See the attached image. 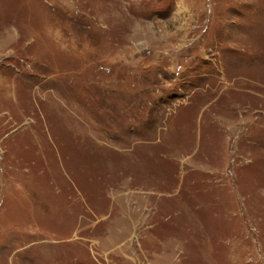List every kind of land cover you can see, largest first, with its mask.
<instances>
[{
	"label": "rangeland",
	"instance_id": "1",
	"mask_svg": "<svg viewBox=\"0 0 264 264\" xmlns=\"http://www.w3.org/2000/svg\"><path fill=\"white\" fill-rule=\"evenodd\" d=\"M0 264H264V0H0Z\"/></svg>",
	"mask_w": 264,
	"mask_h": 264
}]
</instances>
